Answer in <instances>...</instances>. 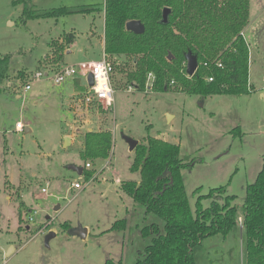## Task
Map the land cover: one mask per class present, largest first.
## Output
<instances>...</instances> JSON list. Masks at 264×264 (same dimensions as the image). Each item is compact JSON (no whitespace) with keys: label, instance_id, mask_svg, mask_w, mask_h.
<instances>
[{"label":"rangeland","instance_id":"rangeland-1","mask_svg":"<svg viewBox=\"0 0 264 264\" xmlns=\"http://www.w3.org/2000/svg\"><path fill=\"white\" fill-rule=\"evenodd\" d=\"M14 1L0 0V55L10 57L0 88V264H134L143 257L150 236L143 237L141 227L163 221L145 214L144 205L120 188L123 181L140 179L130 169L134 154L125 136L179 144L181 162L194 160L181 169L191 209L198 195L226 185L242 216L246 186L264 163V0H250L245 90L206 95L177 82L163 90L128 82L133 58L104 52V0H32L36 11H90L38 19H24L22 4ZM103 53L114 68L109 106L78 102L70 79L60 85L50 79L60 66L76 67ZM39 71L47 75L35 77ZM26 83L31 88L25 91ZM239 124L246 125L241 138ZM86 131L112 134L109 157L88 160L89 168L80 156ZM70 165L89 170L90 177ZM75 182L79 188L72 187ZM201 203L206 207L209 199ZM121 219L123 230L109 229ZM62 224H80L88 233L69 235ZM49 232L55 236L46 244ZM245 253L238 225L193 249L195 264H246Z\"/></svg>","mask_w":264,"mask_h":264},{"label":"trees","instance_id":"trees-1","mask_svg":"<svg viewBox=\"0 0 264 264\" xmlns=\"http://www.w3.org/2000/svg\"><path fill=\"white\" fill-rule=\"evenodd\" d=\"M23 6L24 19L58 17L88 9L51 8L34 10L32 0H16ZM170 8L167 22H162L163 8ZM139 20L144 31L135 34L125 23ZM249 22V0H104L103 40L108 55H129L133 69L128 82L145 86L147 74L154 75L157 90L177 82L192 93L206 95L220 90L241 93L248 82L249 49L243 30ZM196 55L198 67L193 75L186 73V53ZM168 55L171 59L168 60ZM220 63V65H218ZM10 64L8 55H0V88ZM212 77L209 81L208 78ZM75 80V88L79 89ZM81 158L106 159L112 147L109 131H86L83 134ZM179 144L149 136L133 150L130 169L138 171L139 181H123L120 188L154 213L162 226L152 222L140 229L150 236L143 257L134 264H195L193 249L206 237H225L238 223L233 195L226 185L211 188L198 195L192 210L181 174L183 167ZM88 178L91 172L83 168ZM199 188L196 189L198 191ZM209 199L208 206L201 203ZM242 228L245 239L246 264H264V163L254 181L246 186L242 204ZM62 228L69 229L66 224ZM124 219L109 228L123 230ZM105 264H120L106 259Z\"/></svg>","mask_w":264,"mask_h":264},{"label":"built area","instance_id":"built-area-1","mask_svg":"<svg viewBox=\"0 0 264 264\" xmlns=\"http://www.w3.org/2000/svg\"><path fill=\"white\" fill-rule=\"evenodd\" d=\"M218 65H220V63H218ZM113 73L114 68L112 62L108 59V57H106L105 53H103L101 59L82 62L76 67L72 65L60 66L50 79H52L56 85H60L68 79L72 82L76 79L78 81V85L81 86L79 89L73 87L75 90L73 95L78 102L84 104L104 103L109 106L113 101V89L111 86V77ZM89 74L92 75V85H89L87 81ZM43 75H47V72L42 73V71H39L35 73V77H41ZM208 80L211 81L212 77H209ZM173 83V81L170 82V84ZM152 86L154 87V75L149 72L147 74L145 87L152 88ZM30 88V83H26L24 85L25 91ZM15 129L22 130L23 125L20 122H16ZM84 166L85 168H89L90 163L86 162ZM72 187L79 188L80 183H72Z\"/></svg>","mask_w":264,"mask_h":264},{"label":"water","instance_id":"water-1","mask_svg":"<svg viewBox=\"0 0 264 264\" xmlns=\"http://www.w3.org/2000/svg\"><path fill=\"white\" fill-rule=\"evenodd\" d=\"M169 12H170V8H168V7L163 8V10H162V22L163 23L167 22V16H168ZM125 28H126V30L132 31L135 34H140V33H142L144 31V26L139 20H129V21H127L125 23ZM171 57H172L171 55H168L167 59L170 60ZM185 59H186V73L188 75H193L194 72L196 71L197 67H198L197 57H196L195 54H193L192 52L188 51L186 53V55H185ZM87 81H88L89 85H92L93 80H92V75L91 74L88 75ZM27 130H29V129L25 128V131H27ZM65 140H66V143H68L69 142V137H66ZM125 140L127 141L130 150H134V148L138 144L137 140L132 139L130 137H126L125 136ZM69 167L72 168L73 170H75L78 174H82L83 168L81 166L70 165ZM67 233L69 235H72V236H79L81 238H85L87 233H88V229H87V227H83L80 224H78L76 226L70 227L67 230ZM54 236H55L54 232H49L45 236V243L48 244L49 239L54 237Z\"/></svg>","mask_w":264,"mask_h":264},{"label":"crops","instance_id":"crops-1","mask_svg":"<svg viewBox=\"0 0 264 264\" xmlns=\"http://www.w3.org/2000/svg\"><path fill=\"white\" fill-rule=\"evenodd\" d=\"M249 6H250V0H249ZM103 17H104V11H103ZM249 26V24L247 25V27ZM245 28L244 30H243V35H244V38H245V35H246V31H247V29L248 28ZM246 40V39H245ZM249 48V47H248ZM76 80V79H75ZM75 80H73V86L72 87H75ZM78 84V83H77ZM74 89V88H73ZM246 126V125H245ZM245 126L243 125V124H239L237 127H235V130H236V133H237V135L238 136H240V138L242 137V134H244L245 132L243 131L244 129H245ZM69 140H70V137H69ZM262 165V164H261ZM241 221H242V216L240 217V216H238V223H237V225L239 226V230H240V232H242L243 233V228H242V224H241ZM236 228V226H234L233 227V229L231 230V231H234V229ZM230 231V232H231ZM229 232V233H230ZM228 233V234H229ZM227 234V235H228Z\"/></svg>","mask_w":264,"mask_h":264}]
</instances>
